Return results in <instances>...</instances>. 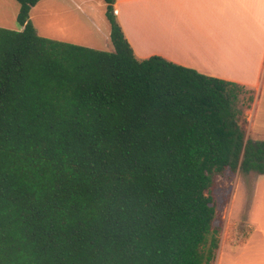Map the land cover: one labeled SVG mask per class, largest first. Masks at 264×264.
I'll use <instances>...</instances> for the list:
<instances>
[{"label": "trees", "instance_id": "obj_1", "mask_svg": "<svg viewBox=\"0 0 264 264\" xmlns=\"http://www.w3.org/2000/svg\"><path fill=\"white\" fill-rule=\"evenodd\" d=\"M15 1L24 29L0 28V264H214L217 178L264 174V140L242 123L253 94L137 59L116 0L112 52L41 37L42 0Z\"/></svg>", "mask_w": 264, "mask_h": 264}, {"label": "crops", "instance_id": "obj_2", "mask_svg": "<svg viewBox=\"0 0 264 264\" xmlns=\"http://www.w3.org/2000/svg\"><path fill=\"white\" fill-rule=\"evenodd\" d=\"M114 8L137 59L159 56L254 90L255 110L264 102V0H116ZM19 10L0 0V28L22 31ZM106 13L105 0H42L30 21L43 38L112 52Z\"/></svg>", "mask_w": 264, "mask_h": 264}, {"label": "rangeland", "instance_id": "obj_3", "mask_svg": "<svg viewBox=\"0 0 264 264\" xmlns=\"http://www.w3.org/2000/svg\"><path fill=\"white\" fill-rule=\"evenodd\" d=\"M16 25L20 28L18 20ZM242 123L247 139H264V102L255 110L247 101ZM214 194L218 213L214 227L223 243L214 264H264V174L229 171L217 178Z\"/></svg>", "mask_w": 264, "mask_h": 264}]
</instances>
